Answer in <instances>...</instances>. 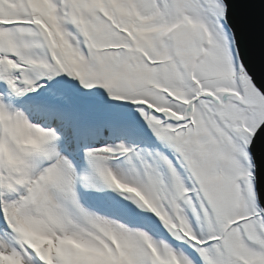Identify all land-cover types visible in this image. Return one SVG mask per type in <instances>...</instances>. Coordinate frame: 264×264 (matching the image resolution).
I'll list each match as a JSON object with an SVG mask.
<instances>
[{"label": "snow or ice", "instance_id": "1", "mask_svg": "<svg viewBox=\"0 0 264 264\" xmlns=\"http://www.w3.org/2000/svg\"><path fill=\"white\" fill-rule=\"evenodd\" d=\"M0 264H264V0H0Z\"/></svg>", "mask_w": 264, "mask_h": 264}, {"label": "rangeland", "instance_id": "2", "mask_svg": "<svg viewBox=\"0 0 264 264\" xmlns=\"http://www.w3.org/2000/svg\"><path fill=\"white\" fill-rule=\"evenodd\" d=\"M62 80L61 81H65L67 80L66 83H61V81H59V78L57 81H54L52 84H50L49 86L51 87H59V88H62V89H68V90H72V91H75L79 88V85L77 82L75 81H72L66 77H61ZM100 143H103L104 141L103 140H100L99 141Z\"/></svg>", "mask_w": 264, "mask_h": 264}, {"label": "bare ground", "instance_id": "3", "mask_svg": "<svg viewBox=\"0 0 264 264\" xmlns=\"http://www.w3.org/2000/svg\"><path fill=\"white\" fill-rule=\"evenodd\" d=\"M62 80V78H59V81H61ZM62 83V82H61ZM49 87H51V86H49Z\"/></svg>", "mask_w": 264, "mask_h": 264}]
</instances>
